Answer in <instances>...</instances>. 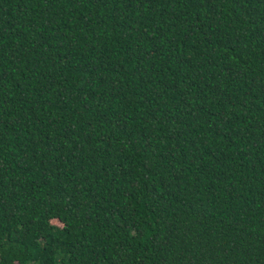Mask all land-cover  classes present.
I'll return each mask as SVG.
<instances>
[{
	"label": "trees",
	"instance_id": "16d2710c",
	"mask_svg": "<svg viewBox=\"0 0 264 264\" xmlns=\"http://www.w3.org/2000/svg\"><path fill=\"white\" fill-rule=\"evenodd\" d=\"M0 264H264V0H0Z\"/></svg>",
	"mask_w": 264,
	"mask_h": 264
},
{
	"label": "rangeland",
	"instance_id": "374dc122",
	"mask_svg": "<svg viewBox=\"0 0 264 264\" xmlns=\"http://www.w3.org/2000/svg\"><path fill=\"white\" fill-rule=\"evenodd\" d=\"M51 223H52V224H56V225H58V226L61 225L56 219H52V220H51Z\"/></svg>",
	"mask_w": 264,
	"mask_h": 264
}]
</instances>
